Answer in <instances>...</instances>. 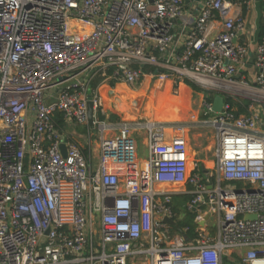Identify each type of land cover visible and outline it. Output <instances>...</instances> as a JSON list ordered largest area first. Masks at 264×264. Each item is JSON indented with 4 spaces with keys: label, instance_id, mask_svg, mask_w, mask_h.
<instances>
[{
    "label": "built area",
    "instance_id": "2783aa9c",
    "mask_svg": "<svg viewBox=\"0 0 264 264\" xmlns=\"http://www.w3.org/2000/svg\"><path fill=\"white\" fill-rule=\"evenodd\" d=\"M261 1L0 0V264H264ZM146 80L202 87L191 122L214 131L211 169H191L188 124L168 139L167 124L135 123L150 128L139 160L131 122L101 121L102 85ZM58 117L89 142L98 128L96 168ZM177 194L194 236L163 222Z\"/></svg>",
    "mask_w": 264,
    "mask_h": 264
},
{
    "label": "rangeland",
    "instance_id": "374dc122",
    "mask_svg": "<svg viewBox=\"0 0 264 264\" xmlns=\"http://www.w3.org/2000/svg\"><path fill=\"white\" fill-rule=\"evenodd\" d=\"M252 20L251 23H257V25L260 27V25H264V1L260 2L253 10H252ZM246 39V37L244 38ZM142 85H138L136 87L134 86H125L124 89H127L126 92L120 93L123 94L122 101L123 103L128 102L127 108H129L128 113H123L119 110H117L118 102L116 101L115 97L118 98V96L115 95L113 97V94L111 92H108V95L106 94L105 98L102 97V110L99 113L100 119L103 120L106 118L107 114L110 116V122L111 123H118L121 121H133L134 123H141L144 125L146 123V119H150L151 116L148 115V110L146 109V106L148 109L153 105L154 111L156 107V92L158 93L159 87L156 85L154 81L149 80L148 83ZM195 84V83H194ZM104 86V85H103ZM102 86V87H103ZM111 86V84H110ZM142 86V87H141ZM197 88H193L194 92L197 94L192 95V99H189L190 95L187 97H183L182 101H180V114L175 116V120L179 121L181 124L186 123L189 124L187 138L189 139V154H190V164L191 169L194 167L193 163L201 167L200 172H203L205 169H211L213 167V161H214V149H215V142H214V131L207 126H200L196 124H192V120L194 115L197 117V114L199 113V106L200 103V94L204 92L201 86L195 84ZM100 87V92L102 95V92L104 90V87L102 89ZM116 87V86H115ZM121 87V86H119ZM117 88V87H116ZM102 89V90H101ZM139 90V91H138ZM109 91V90H108ZM107 93V91L105 90ZM139 93H142L141 95ZM132 95H134L132 97ZM199 95V96H198ZM186 97L188 98V104L186 103ZM158 98V95H157ZM190 101V102H189ZM117 102V104L115 103ZM171 111L174 109L170 108ZM103 111L105 114H103ZM130 113L136 114L135 116L130 115ZM147 113V114H146ZM176 112H172L174 115ZM113 114L114 116H112ZM104 115V116H103ZM132 116V117H130ZM134 117V118H133ZM200 119L205 118L204 114L202 113L199 116ZM154 119V118H153ZM152 119V120H153ZM154 121V120H153ZM186 121V122H185ZM92 140L90 145H86V149H88L87 158L90 159L91 164H93V168H96L98 165V156H99V131L98 128H94L92 131H90ZM86 139L88 134L85 133ZM143 156H146V150L143 153ZM205 176V175H203ZM184 188V186H181L180 189ZM177 197V196H176ZM175 197V198H176ZM189 198L187 196L185 197H178L176 200H174V206L175 210L177 212V220L179 222L184 221H191L195 222L194 220V214L187 208ZM211 232L213 234L216 232V226L211 227ZM239 256L236 254L233 256V260L229 258H225L224 264H239ZM129 264H145V259L140 257H133L130 259Z\"/></svg>",
    "mask_w": 264,
    "mask_h": 264
},
{
    "label": "crops",
    "instance_id": "0c3cea01",
    "mask_svg": "<svg viewBox=\"0 0 264 264\" xmlns=\"http://www.w3.org/2000/svg\"><path fill=\"white\" fill-rule=\"evenodd\" d=\"M258 4L259 3H256L255 6H254V8ZM252 10L250 11V14H249V19H250L249 21L250 22L252 20V18H251V16H252ZM251 24L252 23H249V25H251ZM146 81H147L146 83L149 82V80H146ZM144 84H145V81L142 82L140 85L143 86ZM106 86H107V90H109V91H107V93L108 92H111L113 94V97H115V95L118 96V98L115 97L116 101L118 102L117 110L121 111V108L119 107V105H122L123 104L122 102H124V101H122L121 98L123 97L122 95L125 94L124 92L127 91V89H124L125 88V85H120L121 87H119L118 84L115 85V84H112L111 83V86H110V84H105L102 87V89L104 87H106ZM159 87H161V86H159ZM102 93H105V91H103ZM120 93H123V94H120ZM139 94L141 95L142 93H139ZM157 95H158V98H157ZM189 95H190V97H188ZM192 95H195L196 96L197 94L194 92L192 86H190L189 84H186L185 83V84H182L179 87L178 96H174L172 94V92H171V86H170V84L167 83L163 87H161V89H159L158 93L156 92V107H155V111H154V106L153 105L149 109L147 107L149 104L146 106V109L148 110V115L151 116L150 117L151 121L154 120V122H157V123L167 124L166 134H167V138L168 139L174 137L175 134H176V131H174L170 126L172 125L173 128H175V127H177V125H181V123L179 121L175 120V116H177L178 114H180V111H178V109H180V107H181V105L179 104L180 101H182V98L185 97V96H187L189 99H192ZM133 96L134 95H132V97ZM174 97H176V98H174ZM187 97H186L185 100H186V103L188 104V100H187L188 98ZM199 99H200L199 103L201 105L202 93L200 94V98ZM117 102H115V103L117 104ZM124 104L126 106H128V102L127 103L125 102ZM200 107L201 106H199V109H200ZM170 108H172L174 110L171 111ZM127 110L128 111H121V112L128 113L131 109L129 110V108H127ZM172 112H176V113L173 115ZM103 114H105V113L103 112ZM130 114L132 116H135L136 117V114H134V113H130ZM111 115L114 116L113 114H111ZM132 116H130V117H132ZM99 118H100V116H99ZM157 118L163 119L165 121H173V122H162V121L156 120ZM147 120L148 119H146V121ZM101 121L108 122L109 124H111L112 126H114L115 127V132L114 133L115 134H118V127H119L120 122H118V123H111L110 122V116L108 114H107L106 118H104ZM129 122H131L130 124L133 126V129H132V132L131 133H132L133 137H135V139L137 141V154H138V159L139 160H144V159H146L148 157V145L147 144L149 142L150 128L149 127H144V126H142V127L136 126L135 123H134V120L133 121L131 120ZM185 124H187V122ZM63 129H64V131H66L68 133V135H69L70 138H72L73 140H75V142L82 149L83 153L85 155H87L88 154V152H87L88 149H86V145L88 146V145H90L89 143H91V142H89V140L86 139V136H85V133L86 134H89V132L87 131V128L86 127H83V126H75V125H67V124H64ZM145 150H146V156L144 157L143 156V153H144ZM99 153H100V151H99ZM176 196L177 197H185V195H181V194L174 195V197H176ZM173 204H174V201H173ZM175 221H177V223L179 224V221L177 220V216L175 218Z\"/></svg>",
    "mask_w": 264,
    "mask_h": 264
},
{
    "label": "trees",
    "instance_id": "16d2710c",
    "mask_svg": "<svg viewBox=\"0 0 264 264\" xmlns=\"http://www.w3.org/2000/svg\"><path fill=\"white\" fill-rule=\"evenodd\" d=\"M263 1V0H262ZM261 1V2H262ZM259 41L260 42H263L264 41V25H260V32H259ZM102 81H103V77L100 75V76H98L96 79H94L93 81H92V83H91V88L92 89H96V88H98V86H100L101 85V83H102ZM190 86H192L193 88H197V86H195V85H190ZM107 91V88H104V90L103 91ZM231 102H232V104H234L235 105V103H234V101H232L231 100ZM57 122H58V124H57V126H59L60 128H63V126H64V121H63V119H62V117H58V119H57ZM85 156H87V155H85ZM176 198H178V197H176ZM176 198L174 197L173 198V201H174V199L176 200ZM182 229L183 228H189V234L191 235V236H194L195 235V229H196V223L195 222H193V220H189V221H184V222H179V224H178Z\"/></svg>",
    "mask_w": 264,
    "mask_h": 264
},
{
    "label": "water",
    "instance_id": "95a60500",
    "mask_svg": "<svg viewBox=\"0 0 264 264\" xmlns=\"http://www.w3.org/2000/svg\"><path fill=\"white\" fill-rule=\"evenodd\" d=\"M222 104H223V99L221 97L216 98L215 104H214V111L219 112L221 110ZM93 120H94V108H93V102L90 100L88 104V121L90 125L93 124ZM64 149L65 147L63 146L64 155L66 156ZM245 219L256 220L257 216H246ZM163 222L167 224L168 226L173 227L176 231L182 232V228L178 225L177 221H174L166 217L164 218ZM200 225H203V224L200 223ZM49 233H50V230L47 231V234Z\"/></svg>",
    "mask_w": 264,
    "mask_h": 264
},
{
    "label": "bare ground",
    "instance_id": "6f19581e",
    "mask_svg": "<svg viewBox=\"0 0 264 264\" xmlns=\"http://www.w3.org/2000/svg\"><path fill=\"white\" fill-rule=\"evenodd\" d=\"M203 78H201L200 77V80H202ZM108 91V90H107ZM106 94L108 95V93H102V97H103V99L105 98V96H106ZM174 98H176V97H174ZM123 103V102H122ZM119 107L121 108V111H128L127 110V106L123 103L122 105H119ZM131 115V114H130ZM156 120H158V121H162V122H173V121H165V120H163V119H160V118H157ZM148 145V144H147Z\"/></svg>",
    "mask_w": 264,
    "mask_h": 264
}]
</instances>
